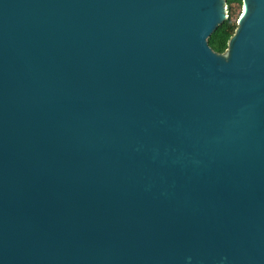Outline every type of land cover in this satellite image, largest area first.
Here are the masks:
<instances>
[{"label": "water", "instance_id": "obj_1", "mask_svg": "<svg viewBox=\"0 0 264 264\" xmlns=\"http://www.w3.org/2000/svg\"><path fill=\"white\" fill-rule=\"evenodd\" d=\"M0 0V264H264V0Z\"/></svg>", "mask_w": 264, "mask_h": 264}, {"label": "trees", "instance_id": "obj_2", "mask_svg": "<svg viewBox=\"0 0 264 264\" xmlns=\"http://www.w3.org/2000/svg\"><path fill=\"white\" fill-rule=\"evenodd\" d=\"M227 6L228 19L209 39L210 47L217 53H224L228 48V42L235 33L242 13L243 0H228Z\"/></svg>", "mask_w": 264, "mask_h": 264}]
</instances>
